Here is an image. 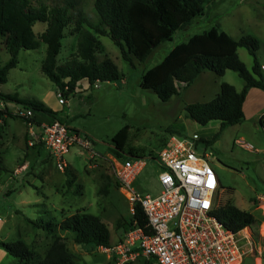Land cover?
Instances as JSON below:
<instances>
[{"label":"rangeland","instance_id":"374dc122","mask_svg":"<svg viewBox=\"0 0 264 264\" xmlns=\"http://www.w3.org/2000/svg\"><path fill=\"white\" fill-rule=\"evenodd\" d=\"M215 27L235 39L245 36L257 39L260 43L257 57L264 73V0L211 2L206 5L203 16L178 31L172 41L163 43L144 63L125 61L113 41L102 37L99 57L108 56L124 77L117 82L98 83L97 88L84 80L67 98L60 97V90L42 73L45 44L41 43L34 51L20 52L19 65L10 71L7 83L0 85V94L17 95L20 101L42 102L58 112L59 119L70 130H76L81 142L72 146L60 161L33 136L37 134L38 138L42 123L48 119L40 114L28 117L25 106L0 100V153L7 169L0 180V242L22 241L36 252L38 261L53 249L64 247L76 264H113L112 254L95 245L77 244L74 232L61 229L62 223L74 216L98 217L111 233L110 248L118 246L135 230L134 202L116 177L119 162L144 160L147 166L133 191L138 197L157 196L162 170L156 159L170 137L176 135L198 142L200 135H205L212 137L206 144L214 152L211 163L219 171L223 184L219 205L229 203L255 219L250 230L242 232L245 237L243 264H264V202L259 200L264 197V125L261 122L264 91L249 94L241 124L220 132L218 121L203 127L187 118L186 107L211 102L223 83L234 87L244 84L236 72L227 71L218 77L207 71L190 88L181 86L180 95L166 103L141 87L143 75L160 64L177 45ZM72 28L65 31L59 65L76 56L78 38L69 35ZM45 29L42 23L35 26L37 38ZM238 56L251 70L254 60L248 51L239 49ZM9 59V53L1 46L0 67ZM124 128H128L125 150L117 155L113 139ZM238 140L252 145L254 151L238 146ZM204 144L198 143V151ZM33 221H52L55 232L49 234L35 227ZM0 264L19 262L0 248ZM126 264H147V261L141 258Z\"/></svg>","mask_w":264,"mask_h":264},{"label":"trees","instance_id":"16d2710c","mask_svg":"<svg viewBox=\"0 0 264 264\" xmlns=\"http://www.w3.org/2000/svg\"><path fill=\"white\" fill-rule=\"evenodd\" d=\"M214 1L217 0H0V52L4 46L10 55L9 62L0 67V85L6 84L10 71L18 67L20 52L37 50L41 43L47 47L42 73L57 86L61 96H70L84 80L90 87L117 82L124 76L108 56L99 57L100 38L111 39L125 61L144 63L163 43L172 41L178 31L203 16L206 5ZM38 23L45 24L46 29L37 38L34 28ZM68 27H73L69 35L78 38L77 52L71 60L59 65L58 57ZM239 49H246L253 57L251 70L240 61ZM259 49L257 39L251 36L235 39L215 27L177 45L160 64L143 75L141 87L154 92L166 103L180 95L181 86L191 87L207 71L218 77L227 71L236 72L245 83L241 92L223 83L220 93L211 102L186 107L187 118L203 127L218 121L221 132L244 121L243 108L250 90L264 91V73L257 57ZM0 100L17 102L27 110L63 123L58 112L38 100L20 101L17 95L6 94H0ZM261 122L264 125V116ZM127 136L128 128H124L114 137L117 155L124 152ZM5 172L0 153V180ZM133 208V224L150 234L149 220L142 205L135 202ZM216 215L234 233L255 223L252 214L229 203L220 206ZM32 223L49 234L55 232L52 221ZM61 229L74 232L79 245L107 248L111 245L109 229L95 216H74L63 222ZM0 248L19 264H76L64 247L53 249L42 261H38L36 252L22 241L0 242Z\"/></svg>","mask_w":264,"mask_h":264},{"label":"built area","instance_id":"2783aa9c","mask_svg":"<svg viewBox=\"0 0 264 264\" xmlns=\"http://www.w3.org/2000/svg\"><path fill=\"white\" fill-rule=\"evenodd\" d=\"M37 114L27 110L28 117L35 118ZM33 136L60 161L72 146L81 142L73 130L52 119L42 123L38 138L37 134ZM200 142L205 144L198 151ZM236 142L245 150L254 151L245 141ZM213 157V150L201 139L196 142L171 136L156 159L162 170L159 174L161 192L157 196L139 197L133 186L146 162L133 159L119 162L116 177L130 192L132 202L142 205L151 233L145 234L137 226L118 246L101 247L113 255V264H126L141 258L150 264H243L245 237L242 232L245 229L234 233L216 215L222 186L211 163ZM259 200L264 202V197ZM250 237L247 235V244ZM262 259L264 262V253Z\"/></svg>","mask_w":264,"mask_h":264},{"label":"crops","instance_id":"0c3cea01","mask_svg":"<svg viewBox=\"0 0 264 264\" xmlns=\"http://www.w3.org/2000/svg\"><path fill=\"white\" fill-rule=\"evenodd\" d=\"M264 66V65H263ZM203 75H205V73H203V74H201L199 77H202ZM244 85H245V83L244 84H242V85H236V87H235V89L238 91V92H241L242 90H243V88H244ZM240 86V87H239ZM190 88V87H189ZM238 88H242V89H238ZM256 90H258V89H252V90H250L249 91V93H248V96H249V94L252 92V91H256ZM259 91V90H258ZM261 91V90H260ZM248 96H247V99H248ZM247 99H246V101H245V104H244V108H243V110H244V114H245V110H246V103H247ZM42 116V115H41ZM42 117H44V116H42ZM46 118V117H45ZM48 119V118H47ZM218 125H220V124H218ZM205 135H200V139L201 140H206V141H209L212 137H204ZM204 142V141H203ZM147 166V165H146ZM146 168V167H145ZM144 168V169H145ZM144 169H143V171H144ZM215 169V168H214ZM216 170V169H215ZM142 171V172H143ZM141 172V173H142ZM216 172H217V174H218V176H219V179H220V183H221V186H222V188H223V184H222V180H221V176H220V173H219V171H217L216 170ZM140 173V174H141ZM139 177V176H138ZM137 180H138V178H137ZM137 180H136V182H137ZM160 188V192H161V186H159Z\"/></svg>","mask_w":264,"mask_h":264},{"label":"snow or ice","instance_id":"6c2138e0","mask_svg":"<svg viewBox=\"0 0 264 264\" xmlns=\"http://www.w3.org/2000/svg\"><path fill=\"white\" fill-rule=\"evenodd\" d=\"M208 205L207 204H205V207H207Z\"/></svg>","mask_w":264,"mask_h":264}]
</instances>
